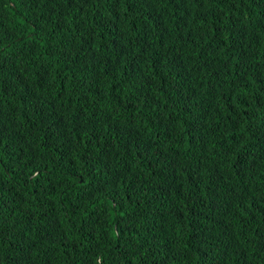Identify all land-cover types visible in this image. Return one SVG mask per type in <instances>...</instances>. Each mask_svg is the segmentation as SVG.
Here are the masks:
<instances>
[{
    "label": "trees",
    "instance_id": "1",
    "mask_svg": "<svg viewBox=\"0 0 264 264\" xmlns=\"http://www.w3.org/2000/svg\"><path fill=\"white\" fill-rule=\"evenodd\" d=\"M0 264H264V0H0Z\"/></svg>",
    "mask_w": 264,
    "mask_h": 264
}]
</instances>
